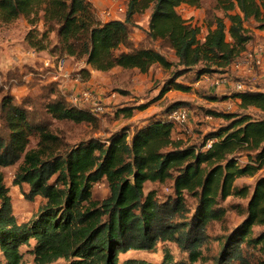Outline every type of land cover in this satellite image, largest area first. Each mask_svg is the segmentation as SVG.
Instances as JSON below:
<instances>
[{
    "label": "trees",
    "instance_id": "trees-1",
    "mask_svg": "<svg viewBox=\"0 0 264 264\" xmlns=\"http://www.w3.org/2000/svg\"><path fill=\"white\" fill-rule=\"evenodd\" d=\"M201 0H125L121 17L101 19L91 0H0V21L23 16L30 24L25 35L29 46L43 49L50 32L57 37L61 53L93 70L114 67L147 72L154 64L164 69L172 62L148 40L169 45L180 67L162 87L188 90L176 78L194 66L196 76L225 73L246 49L253 33L249 21L264 28V0H216L220 16L211 13L206 32L178 12L181 5L199 7ZM148 12L147 40H134L130 24L136 14ZM42 22L39 32L35 24ZM45 110L59 120L93 121L89 109L70 104L55 86ZM241 109L264 112V91L244 87L236 90ZM167 114L134 127L111 133L104 140L89 137L70 144L53 133L40 115L15 102L10 95L0 99V168L19 159L13 184L25 183V198L41 196L44 202L33 217L17 222L11 197L0 171V264H25L21 245L32 240V264L64 259L67 264H187L163 251L159 262L119 255L129 250L153 251L159 242L170 241L187 253L188 260L201 258L208 241L207 226L223 220L221 204L233 196L241 220L221 239L216 264H248L249 246L264 245V174L252 188L236 179L253 176L264 168V116L245 111H216L225 122L206 133L200 144H184L172 137L174 123ZM120 112L131 115V107ZM31 135L38 137L28 147ZM210 141L209 146H205ZM244 156L246 161L240 162ZM105 178L107 195L92 199L91 186ZM172 181V194L158 199L154 190L144 191L146 181ZM193 200L190 209L187 198ZM264 264V258L261 259Z\"/></svg>",
    "mask_w": 264,
    "mask_h": 264
},
{
    "label": "rangeland",
    "instance_id": "rangeland-1",
    "mask_svg": "<svg viewBox=\"0 0 264 264\" xmlns=\"http://www.w3.org/2000/svg\"><path fill=\"white\" fill-rule=\"evenodd\" d=\"M96 12L97 3L91 0ZM216 0H201L199 7L181 5L178 12L200 26V36L206 32V19L211 13L223 15L221 10L215 8ZM147 10L136 14L130 24L131 35L134 40H147L146 27L148 20ZM30 24L23 16L9 21H0V99L2 95H10L15 102H20L28 109L40 115V119L51 130L70 144L89 137L104 140L111 133L127 127L130 131L146 121L167 114L166 107L173 102H178L188 109L187 120L182 124H175L172 137L180 139L184 144L199 145L203 136L223 124L225 120L214 114L216 111H245L254 117L264 116V112L248 107L241 109L238 99L233 96L234 83L241 81L246 88H260L264 90V79L255 80L247 68L229 69L225 73L211 72L210 79L202 75L196 76L198 66H194L186 73L178 76L176 81L189 86L188 90L177 89L173 86L162 92L163 85L177 65V57L174 50L159 40H148L150 44L161 50L169 61L170 68L164 69L154 64L147 72L137 69H124L114 67L107 71L91 69L83 59H76L61 53L57 44V37L50 32L43 41L45 48L35 49L26 42L25 35L30 29ZM251 30L255 27L254 21L246 23ZM35 29L41 32L44 27L42 22L35 24ZM256 67L254 65L253 69ZM252 69V70H253ZM226 75L225 84H211L212 77ZM55 86L76 107L89 109L94 115L93 121L73 122L53 118L44 108L48 99L53 97L50 91ZM89 94L85 97L84 94ZM122 107H131L132 113L127 116L120 112ZM38 137L31 135L28 147H35ZM21 159L3 166L0 171L3 174L4 184L11 197L13 213L17 222L27 221L33 217L39 205L44 202L41 196H35L32 200L25 198L28 186L13 184L14 174ZM246 161L242 156L240 162ZM258 174H264V168L253 176H242L236 179L235 184L246 183L251 189L254 179ZM154 190L158 199H164L172 194V181H146L144 191ZM108 193V185L103 177L91 186L92 199L100 200ZM187 203L192 209L193 200L187 198ZM221 204L226 208V213L221 221H213L207 226L208 241L201 247L200 259L190 262L187 253L180 250L175 243L159 242L153 251L129 250L119 255V260L127 257L143 258L148 261L159 262L162 260L163 251L171 253L175 261H184L187 264H216L215 258L220 248L221 239L242 218L236 204L244 205L245 199L230 196ZM264 226H255L253 235L258 234ZM33 246L31 240L27 245L20 246L22 261L32 264L33 256L30 249ZM249 254L248 264H261L264 258V245L249 246L244 248ZM1 258V254H0ZM49 264H67L60 258ZM237 264V263H235Z\"/></svg>",
    "mask_w": 264,
    "mask_h": 264
},
{
    "label": "built area",
    "instance_id": "built-area-1",
    "mask_svg": "<svg viewBox=\"0 0 264 264\" xmlns=\"http://www.w3.org/2000/svg\"><path fill=\"white\" fill-rule=\"evenodd\" d=\"M125 0H104V3L99 4L96 6L98 12L97 15L103 19H110V18H119L124 12L125 9ZM261 64V58L254 52L253 50L250 51H244L242 55L237 58L232 64L231 69H243L247 68L252 71L254 65H260ZM205 79H210L209 74H203L202 75ZM226 75H222L220 77H212L211 78V84L213 85H220L225 84L227 82ZM245 85L241 81H237L234 83V88L236 90L243 89ZM85 97H88L89 94H84ZM189 115V111L184 106H179L174 109H171L168 113V119L173 121L176 124H182L187 120V117ZM210 141L206 143L205 146H209Z\"/></svg>",
    "mask_w": 264,
    "mask_h": 264
},
{
    "label": "crops",
    "instance_id": "crops-1",
    "mask_svg": "<svg viewBox=\"0 0 264 264\" xmlns=\"http://www.w3.org/2000/svg\"><path fill=\"white\" fill-rule=\"evenodd\" d=\"M97 5L104 3V0H94ZM253 38L247 43L245 51L253 50L261 58V64L251 71L255 80L264 79V28H251ZM258 89H260L258 87ZM263 90V89H261ZM264 91V90H263Z\"/></svg>",
    "mask_w": 264,
    "mask_h": 264
}]
</instances>
